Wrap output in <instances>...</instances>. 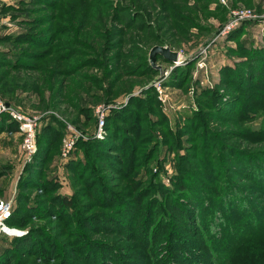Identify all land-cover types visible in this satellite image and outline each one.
<instances>
[{"label":"rangeland","instance_id":"rangeland-1","mask_svg":"<svg viewBox=\"0 0 264 264\" xmlns=\"http://www.w3.org/2000/svg\"><path fill=\"white\" fill-rule=\"evenodd\" d=\"M5 34L24 35L21 43L0 44L1 50L21 51L17 68L0 58V101L36 119L39 132L28 156L25 135L0 126V200L12 203V214L22 193L20 207L26 209L31 200L40 208L22 216L23 230L7 225L22 236L31 231L37 247L5 264H102L103 253L85 254L81 233L93 245L110 248L115 258L109 264H180L184 257L186 264H193V257L201 264H232L235 231L251 239L264 217V194L255 174L243 168L264 165V65L244 46L264 47V0H0V35ZM156 46L176 52L177 61L158 54L152 65ZM197 105L200 120L187 122L184 115ZM52 119L71 125L72 137L42 134ZM168 121L177 123L176 136ZM79 136L78 141L96 139L107 147L92 154L97 170L77 171L73 178L61 163L66 140ZM170 142L189 155L182 179ZM35 163L31 184L23 178ZM54 171L65 179L61 192L76 189L86 227L56 212L46 182ZM153 178L164 189L178 179L193 200L195 188L209 191L211 204L198 206L201 230L195 229L190 207L186 213L188 204L180 207L182 214L170 198L163 207ZM221 200L224 208L215 205ZM235 209L250 221L232 214ZM169 212L173 226L161 223L150 256L136 233L144 236L145 227ZM98 214L115 218L135 237L112 222L99 228ZM246 252L254 264H264V245Z\"/></svg>","mask_w":264,"mask_h":264},{"label":"trees","instance_id":"trees-1","mask_svg":"<svg viewBox=\"0 0 264 264\" xmlns=\"http://www.w3.org/2000/svg\"><path fill=\"white\" fill-rule=\"evenodd\" d=\"M4 8L9 9V8H11V6L8 5V6H5ZM23 35L24 34H20L17 36H13L11 34H5L2 36L0 35V44L5 43L6 41L13 43V44H16L18 42L21 43L22 42L21 39L23 38ZM244 46L248 50L249 53H251V54L257 53L258 54L257 56H259V60H261V63H262L261 65L263 66L264 65V55H263L264 47L256 49L253 47L248 48L246 45H244ZM20 52L15 48H11V49L4 48V50L0 49V58L4 59L6 61V64L9 67L17 68L18 66H20L19 64L21 61V53ZM261 65H260V67H262ZM223 69L227 70V69H230V67L226 66ZM235 69H237V68H235ZM213 91H214L213 92L214 94H218V95H215L218 98V101H221L223 99V95H221L220 93H215V92H217V91H215V89ZM261 100H263L262 104H261V110H264V96L262 97ZM259 101H258V103L260 104L261 101L260 102ZM257 107H259V105ZM218 109H219V106H218ZM202 113H203L202 109L199 107V105H197L196 111H193L192 113H189V114L184 115V116H185L187 122H195V121H197L198 118L200 120V116L202 115ZM111 116H112V118L118 117L119 113L116 112L114 115L112 113ZM50 122L47 121L43 124L44 128L42 127L43 128L42 134L49 132V134L51 136H53L54 138H58V137L63 138L64 135L67 136V134H68L67 133V125L65 123L57 121L55 119H52ZM81 124L83 127L85 126L84 122ZM0 126H5V128H14V129L19 130L18 125L15 122H11L7 116H3L0 118ZM168 126H169V129H170V132L172 133V135L176 136L178 134V131H179L178 127H177V123L175 125H172L171 122L168 121ZM42 134L39 136V141L41 140ZM157 139L158 138L155 137V140H157ZM104 145L107 147V145L105 143H101V142H99V140H96V139H92L90 141L84 140V139H80L79 141L77 140L76 150H75L76 152L74 153V155L71 158L63 161L61 164H62V166L65 165V167L70 170V173H71L73 178L77 174V171H79L80 173H84V172L90 171L92 169L97 170V168H95V164L93 163L94 162L93 158L96 156L93 157L92 154L94 152L98 154V149L104 148ZM49 146H51V145H49ZM168 146H169V148L173 147L172 152L174 154H176L177 160L180 161V164H181L180 169H182V170H180L179 173H180V178L182 179L183 178L182 176H184V174H186L187 170H188L186 159L188 158L187 156H189V155L185 151H184V153H182L184 148H181L179 145H171V142H170V143H168ZM158 148H160V147H158ZM158 148H157V150H158ZM94 155H96V154H94ZM160 156H161V150L159 151V157ZM247 162L250 163V161H247ZM247 162L242 161V163H247ZM253 162H255V161H253ZM249 165H250V167L246 168V165H245V166H243V168L246 169L248 175L253 177V175L255 174V176H254L255 180L260 186L259 187V193L262 192V194H264V169H263L264 165L263 166L262 165H259V166L256 165L257 167L251 166V164H249ZM36 166H37V164L35 163L34 167H31V166L29 167V169L33 168V169H31L32 170L31 171L32 176L29 174V170H27V172L24 175L25 179L23 178V180H25V181L28 180L29 183H31V184H33L35 182L33 177L37 176L36 172L38 169L35 168ZM253 170H254V172H253ZM260 172H263V173H260ZM46 182L49 184V188H51L54 192V199H52L51 203H53V205L56 206V208H57L56 212L57 213L63 212V213H65L64 216H67V217L72 218V219L76 218L77 222L75 223V226H79V228H81L83 226L86 227L85 225H87V220L84 222L85 219H84V215H83V208L80 205L81 203L79 202L76 189L65 190L64 192H61L63 185H65L64 184L65 179L63 178V180H61V176L58 173H56L55 171L52 173V178L51 177H50V179L47 178ZM152 182L155 183V187L161 188V190L163 192L165 200L162 196L161 197L158 196L157 199H159V201L162 203L164 208H166V206L168 205L167 204L168 198L175 201L174 208L176 206V208L179 211V214H182L180 207L182 205L185 206V204H188L189 205L188 207L185 206V211H186V213H188L189 210L186 208L190 207L191 214L193 213L192 214V217H193L192 221L195 222L194 223L195 229L197 228V231L201 230V228H200L201 227V219H199V216H198L199 215L198 206H199V204L201 206L204 204L206 206H209L211 204L212 197L211 198L208 197L209 196L208 190H205L203 187L195 188L194 194L197 195L196 196L197 198L195 197V199L193 200V197L191 196V194H190L191 197H189V198H187L184 195V194L189 195V193L186 191V187L184 185H182L178 179L177 180L174 179L172 188H166V189L162 188L161 185L159 183H157L156 178H153ZM261 186H263L262 187L263 189L261 188ZM74 188H75V186H74ZM231 194H233V192L228 191V196H230ZM22 197H23V193H22ZM22 197H21L20 201H23ZM153 199H155V198H153ZM179 200L182 202L181 205L180 204L177 205L178 203H180ZM20 201H18V205L16 208L13 207L14 208L13 214L11 213V217L7 221V225H9V227H11V228L13 227V228L23 230L24 227L22 226L23 225V221L21 219L22 216L23 215L26 216L27 214H28L27 216H29V214H31L33 211L39 210L40 208L36 203H34L33 201L30 200L28 202V207L26 209H23L22 207H20ZM217 201H218L217 199H215V200L213 199V202L216 203ZM152 202H154V200H152ZM224 203H225V201L221 200L219 202L220 205L218 203L215 205L220 206L221 208H224L221 206ZM172 210H173V207H172ZM119 211H121L122 213L125 212L126 217H128V218L130 217L131 213L129 211L126 212V208L122 207L119 209ZM235 212H237V209L232 211V214L240 215L242 217V219L243 218L245 219V223H248V221H250L249 218H246L249 216V214L245 215L243 217V215H242L243 211L239 212V213H235ZM260 213H261V209L259 208V214ZM227 214L229 215L231 213H227ZM188 215H189V213H188ZM97 216L98 217L95 219V221H98V223H99L98 227L99 228H100V224H102L101 227H103V226L107 227V225H108L107 223L112 222V223H114L116 230L119 231L120 233H122L124 235H128L130 237H131V235L135 237L134 230H131V228H128V227L121 226L120 224L116 225L115 222H117V221H114V220H116L115 218H112V219L107 218L104 214H98ZM169 216L171 219L168 220L167 217H169ZM172 218H175L173 216L172 212L166 213V214L162 215L160 220L155 221V225L151 224V226L149 225V226L145 227V229L147 228L146 229L147 233H145L144 236H142L140 234L138 235L136 233L137 239L140 238L142 246H144V245L146 246V252L149 253L150 256L153 254V252L150 250L153 249V247H154V244H155L154 238H156L155 234H157L159 227L161 226V223L162 224H168L169 226H173L174 220ZM119 223L128 224L127 222H124V221L119 222ZM241 232H242L241 229H239L238 231H235L234 235L237 236V241L233 242L234 245L235 244L236 245H235V250H234L232 256H230V257L228 256L230 258L229 260L231 261L230 263H232V264H246V263L254 264L256 262V260L253 257H251L249 255V252L247 253L246 250H248V248H253L258 243H259V246L264 245V217L262 218V221H259V229L256 232V236L252 237L251 239H246L247 235H245V237H240ZM209 233H211V232L209 231ZM85 235L86 234L81 233V241H82L81 244L84 245V248H85L84 250L86 251L85 254H87V252L91 253V254L103 253L101 256V258H103L102 264H109L110 261H108V259H110V257L112 256V255L109 256L110 248L108 249L106 247H102L103 243H101L99 241H98L100 243L99 245L98 244L93 245L92 244L93 241L91 239H88L87 236H85ZM205 240H207V239L205 238ZM143 241L144 242L146 241L148 244H145ZM36 247H37L36 238L33 236L31 231L28 232V234L21 236V237L1 235L0 236V264H5L9 260L10 257H16L19 255L29 254V253H31V251L35 250ZM99 247H100V250H98ZM110 253L112 254L113 252L110 251ZM261 255L264 256V252L263 253L261 252ZM94 256L95 255H92V257H94ZM152 256H154V255H152ZM113 257L115 258V256H112V258ZM256 257H259V255H257ZM183 259H182L180 264H186L185 262H183ZM11 260H13V259H11ZM11 260H9L7 263H10ZM144 260H145V258H144ZM145 261H148V260H145ZM176 261H178V260H176ZM184 261H185V259H184ZM154 262H155V260L152 261V264ZM257 262H259V261H257ZM192 263L193 264H201V261H200V259L193 257ZM146 264H148V262H146Z\"/></svg>","mask_w":264,"mask_h":264},{"label":"built area","instance_id":"built-area-1","mask_svg":"<svg viewBox=\"0 0 264 264\" xmlns=\"http://www.w3.org/2000/svg\"><path fill=\"white\" fill-rule=\"evenodd\" d=\"M107 112L108 111L105 112V116L108 114ZM3 116H7L11 122H15L18 125L19 130L25 135L24 141L22 143L23 149L25 150L28 156H31L36 150L35 141L36 135H38L39 132L38 122L36 121V119L26 116L11 107H8L7 104L2 103L0 101V118ZM67 128L73 133V127L71 125L67 124ZM71 132H69L67 135L69 138H71L74 134H72ZM98 137H100V134H97V138ZM79 138L80 136L75 137L73 141L66 140L64 145L65 153L63 159L67 160V158L70 157V154L73 150L72 147ZM11 213L12 203L0 200V235L20 237L23 235L21 232L15 234V232L17 231L13 230V232L12 229L7 227V221L10 219Z\"/></svg>","mask_w":264,"mask_h":264},{"label":"water","instance_id":"water-1","mask_svg":"<svg viewBox=\"0 0 264 264\" xmlns=\"http://www.w3.org/2000/svg\"><path fill=\"white\" fill-rule=\"evenodd\" d=\"M158 54L175 62L178 59V54L176 52H171L168 47L156 46L150 52V62L152 65L155 63V58ZM158 69L161 71V75L163 76L164 68L158 67Z\"/></svg>","mask_w":264,"mask_h":264},{"label":"bare ground","instance_id":"bare-ground-1","mask_svg":"<svg viewBox=\"0 0 264 264\" xmlns=\"http://www.w3.org/2000/svg\"><path fill=\"white\" fill-rule=\"evenodd\" d=\"M13 231V230H12ZM14 232V231H13ZM18 232H15V234H17Z\"/></svg>","mask_w":264,"mask_h":264}]
</instances>
